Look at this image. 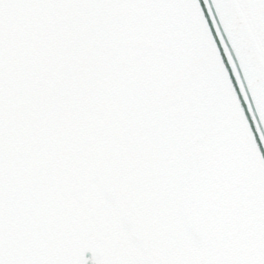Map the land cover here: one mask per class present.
I'll return each instance as SVG.
<instances>
[{
    "label": "snow or ice",
    "instance_id": "6c2138e0",
    "mask_svg": "<svg viewBox=\"0 0 264 264\" xmlns=\"http://www.w3.org/2000/svg\"><path fill=\"white\" fill-rule=\"evenodd\" d=\"M0 264H264V0H0Z\"/></svg>",
    "mask_w": 264,
    "mask_h": 264
}]
</instances>
